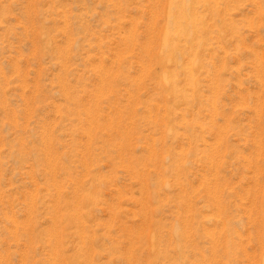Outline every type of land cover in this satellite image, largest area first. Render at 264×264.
Masks as SVG:
<instances>
[{
  "label": "rangeland",
  "instance_id": "374dc122",
  "mask_svg": "<svg viewBox=\"0 0 264 264\" xmlns=\"http://www.w3.org/2000/svg\"><path fill=\"white\" fill-rule=\"evenodd\" d=\"M0 264H264V0H0Z\"/></svg>",
  "mask_w": 264,
  "mask_h": 264
}]
</instances>
